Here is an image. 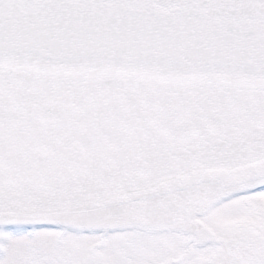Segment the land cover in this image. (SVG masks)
I'll return each instance as SVG.
<instances>
[{"label":"snow or ice","instance_id":"1","mask_svg":"<svg viewBox=\"0 0 264 264\" xmlns=\"http://www.w3.org/2000/svg\"><path fill=\"white\" fill-rule=\"evenodd\" d=\"M0 264H264V0H0Z\"/></svg>","mask_w":264,"mask_h":264}]
</instances>
